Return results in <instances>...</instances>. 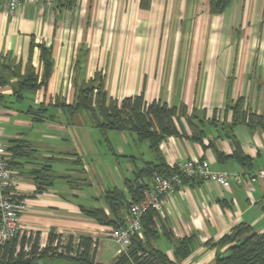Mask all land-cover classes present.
I'll return each mask as SVG.
<instances>
[{"label":"crops","instance_id":"crops-1","mask_svg":"<svg viewBox=\"0 0 264 264\" xmlns=\"http://www.w3.org/2000/svg\"><path fill=\"white\" fill-rule=\"evenodd\" d=\"M140 3L76 0L67 6L29 0L11 13L0 0L1 67L11 73L9 84L0 85V142L9 146L25 139L38 151L30 160L18 158L19 166L10 164L12 191L26 205L19 238L31 232L46 245L52 233L91 236L95 262L110 264L123 252L109 235L113 226L96 222L81 205L103 206L109 214L105 190L124 188L147 161L165 159L173 167L200 157L214 170L238 173L240 181L232 179L226 187L200 177L184 179L163 196L155 245L175 260L165 231L176 238L196 234L194 250L176 264H216L227 245L211 244L234 226L247 222L264 232V177L258 175L264 169V0H233L222 12L211 0ZM40 44L51 49V76L46 87L19 100L11 84L34 72L43 77ZM96 72L114 99L143 95L147 102L176 106L178 134L166 136L156 151L151 139H140L136 131L101 130L87 110L71 113L63 107ZM239 99L261 124L235 122ZM104 145L109 155L101 151ZM77 157L89 186L73 188L62 178ZM45 164H52L57 177L40 190L32 172ZM30 264L74 263L45 255Z\"/></svg>","mask_w":264,"mask_h":264},{"label":"trees","instance_id":"trees-1","mask_svg":"<svg viewBox=\"0 0 264 264\" xmlns=\"http://www.w3.org/2000/svg\"><path fill=\"white\" fill-rule=\"evenodd\" d=\"M151 0H141V6H146ZM233 0H211V5L216 11H224ZM60 4L71 6L76 0H58ZM41 60L44 65L43 77L34 72L29 75H23L18 78L17 84H11L13 93L22 100L26 92H35L41 87H46L53 69V58L51 49L45 44H40ZM0 60V85L9 84L11 73L7 66L1 67ZM43 105V104H42ZM40 106L41 109L43 106ZM62 106L74 113L78 110H87L90 112L93 123L101 130L116 129L121 131H136L140 139H151V147L154 150L159 149L160 143L168 135L178 134V129L174 121L177 115V107H170L167 103L160 101L147 102L143 95L126 97L121 101L108 95L105 79L102 73L96 72L94 77L87 82L79 85L75 93V100L72 103H62ZM39 109V108H38ZM39 109L38 111L40 112ZM38 114V111L33 110ZM186 111H184V114ZM235 122H246L249 126L255 127L262 123L261 118L254 112L244 109L242 99L236 102L234 107ZM203 121V119H201ZM204 122V121H203ZM201 130V129H200ZM201 132V131H200ZM202 133L194 130V137L202 139ZM236 143L238 141L234 137ZM14 145H9L8 149L12 154L10 164L19 166L18 158L30 160L37 155V149L25 139L15 140ZM221 157L223 154L218 151ZM73 168L62 178L73 188L89 186L91 182L83 167V161L80 157L72 160ZM22 164V163H21ZM20 164V165H21ZM75 166V167H74ZM52 164H45L40 171H34L32 174L37 182L38 189L51 185L56 175L53 174ZM174 173H180L177 166H170L165 159L159 162L147 161L145 165L137 169L133 178L125 180L124 188H109L103 193V200L108 206V214L103 206L86 207L81 205V211L87 216L93 218L100 224L119 227L125 224L123 211L128 210L132 202L139 201L146 189L152 185L155 176H169ZM182 179H187L183 173H180ZM129 196H128V194ZM159 212L155 209H149L142 217V233L133 235L131 243L116 259L110 264H176L178 261L186 258L196 245V234L176 238L171 232L165 231L166 236L172 240L174 246L175 260L158 248L155 243L160 235L156 223V217ZM57 233L50 235L48 245L53 242ZM74 235H68V249H72ZM25 236L19 238L17 234L13 239L4 245H0V264H30L37 257L45 255L63 258L74 264H103L97 263L94 259L95 240L91 236H80V241L75 248L77 255H49V248L42 249L41 255L38 254V237L35 239L32 249L28 252L24 250ZM20 244V250L17 245ZM211 242H208L210 245ZM212 246H226L225 254L219 252L216 257V264H264V232L258 233L253 226L247 222H241L234 226L230 233H226L218 242Z\"/></svg>","mask_w":264,"mask_h":264},{"label":"built area","instance_id":"built-area-1","mask_svg":"<svg viewBox=\"0 0 264 264\" xmlns=\"http://www.w3.org/2000/svg\"><path fill=\"white\" fill-rule=\"evenodd\" d=\"M29 0H5V5L11 13H14L19 6ZM50 4L56 3L58 0H42ZM11 153L8 146L0 142V245L6 244L19 234L21 229L20 214L25 208V203L18 199L13 191L14 175L10 168ZM180 173L188 177H200L207 181H214L218 184L228 187L231 180L240 181L238 173L227 171H217L211 168L207 159L194 157L176 165ZM180 173H174L169 176L157 175L149 189L144 191L143 197L139 201L132 202L125 215V224L119 227H111L109 230L110 237L120 246L122 251L132 241L135 234L143 236L142 233V217L149 209H155L161 212L165 203L163 196L172 192L175 187L181 186L183 179ZM259 176L264 177V169L259 171ZM68 235L57 233V236L49 245L39 243L38 254L42 252L46 246L49 248V255H71L76 256L75 248L79 244L80 237H74L72 249H68ZM36 239V235L26 232L24 241V250L26 252L32 249ZM20 244L17 250H20Z\"/></svg>","mask_w":264,"mask_h":264},{"label":"rangeland","instance_id":"rangeland-1","mask_svg":"<svg viewBox=\"0 0 264 264\" xmlns=\"http://www.w3.org/2000/svg\"><path fill=\"white\" fill-rule=\"evenodd\" d=\"M98 149H100V146H99ZM98 149H97V150H98ZM101 151H107L108 155H109V153L112 152V151H110V150L108 149L107 145H104V147H101ZM110 156H111V155H110ZM84 158L86 159V157H84ZM92 158H93V157H89V159H87V160H89L90 162H92Z\"/></svg>","mask_w":264,"mask_h":264}]
</instances>
